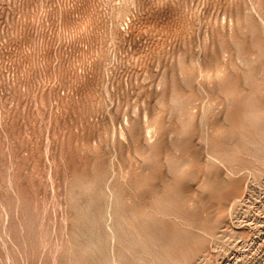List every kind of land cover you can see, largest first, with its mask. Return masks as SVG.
Instances as JSON below:
<instances>
[{
    "label": "rangeland",
    "instance_id": "rangeland-1",
    "mask_svg": "<svg viewBox=\"0 0 264 264\" xmlns=\"http://www.w3.org/2000/svg\"><path fill=\"white\" fill-rule=\"evenodd\" d=\"M0 264H264V0H0Z\"/></svg>",
    "mask_w": 264,
    "mask_h": 264
}]
</instances>
